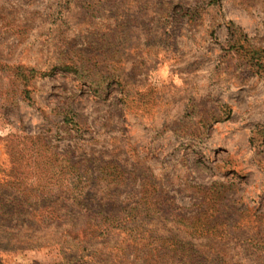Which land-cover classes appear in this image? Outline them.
Wrapping results in <instances>:
<instances>
[{
  "label": "rangeland",
  "instance_id": "374dc122",
  "mask_svg": "<svg viewBox=\"0 0 264 264\" xmlns=\"http://www.w3.org/2000/svg\"><path fill=\"white\" fill-rule=\"evenodd\" d=\"M5 166L0 264H264V0H0Z\"/></svg>",
  "mask_w": 264,
  "mask_h": 264
},
{
  "label": "trees",
  "instance_id": "16d2710c",
  "mask_svg": "<svg viewBox=\"0 0 264 264\" xmlns=\"http://www.w3.org/2000/svg\"><path fill=\"white\" fill-rule=\"evenodd\" d=\"M9 167V166H7ZM5 166L4 168L0 167V182H6L5 186L2 185L0 187V192H2L3 197L0 198V210L6 211L12 208H24L26 206H30L28 208H31L32 210L39 209L35 206V204L30 203L26 197L17 195L20 199L18 201L16 195H5L8 194L9 189L11 188L14 183L18 184L20 181H17L15 179L16 175L14 177L11 175V171L7 169ZM42 170H40L41 172ZM13 178V179H11ZM10 185V186H9ZM15 194L17 193L15 188L12 187ZM11 192V191H10ZM12 194V193H10ZM12 198V201H9V199ZM64 199H71L75 204L80 205L83 203V200L86 199V197L80 195V194H70L68 197H64ZM21 204V206L19 205ZM54 203V201L50 202L48 205L44 204L40 207H48L51 206ZM4 213V212H3ZM132 215V214H131ZM128 216V215H127ZM125 219L122 218L121 221L118 222V225H124L122 221ZM194 231L199 233H204L205 230L203 228H196L195 226H192ZM159 242H157V245H154V250L158 254L157 261L154 263L156 264H207L205 256L196 248H193L192 245L184 241L183 239H178L175 236L164 238L159 237ZM154 243V242H153ZM155 244V243H154ZM151 249V248H150ZM156 254V255H157Z\"/></svg>",
  "mask_w": 264,
  "mask_h": 264
}]
</instances>
